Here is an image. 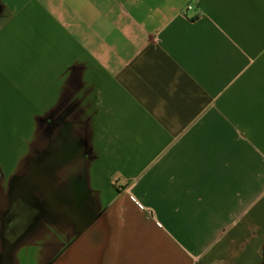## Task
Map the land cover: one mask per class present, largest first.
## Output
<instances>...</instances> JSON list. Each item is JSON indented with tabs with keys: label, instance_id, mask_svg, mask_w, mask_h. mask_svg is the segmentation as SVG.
<instances>
[{
	"label": "crops",
	"instance_id": "obj_1",
	"mask_svg": "<svg viewBox=\"0 0 264 264\" xmlns=\"http://www.w3.org/2000/svg\"><path fill=\"white\" fill-rule=\"evenodd\" d=\"M0 119V264L263 257L264 0H0Z\"/></svg>",
	"mask_w": 264,
	"mask_h": 264
},
{
	"label": "rangeland",
	"instance_id": "obj_2",
	"mask_svg": "<svg viewBox=\"0 0 264 264\" xmlns=\"http://www.w3.org/2000/svg\"><path fill=\"white\" fill-rule=\"evenodd\" d=\"M25 122L1 120L0 119V166L7 167L13 160L14 154L18 147L24 151L27 149V137L19 134V126ZM23 145V147H22ZM8 170L0 173V202L3 200L7 187ZM233 251L228 249L227 255L223 258H228V263L231 261L230 253ZM230 252V253H229Z\"/></svg>",
	"mask_w": 264,
	"mask_h": 264
},
{
	"label": "flooded vegetation",
	"instance_id": "obj_3",
	"mask_svg": "<svg viewBox=\"0 0 264 264\" xmlns=\"http://www.w3.org/2000/svg\"><path fill=\"white\" fill-rule=\"evenodd\" d=\"M1 182V181H0ZM0 187H1V185H0ZM18 206H16V207H14V206H10V208H9V214H8V224L11 222V220H12V215L13 214H15V213H19L18 211ZM23 208H27L26 207V205H23ZM5 234H7V233H5ZM12 236V233H10V232H8V237H11ZM264 250V249H263ZM263 257L261 258V260H260V262L258 263V264H264V252H263V255H262ZM3 259V258H2Z\"/></svg>",
	"mask_w": 264,
	"mask_h": 264
},
{
	"label": "built area",
	"instance_id": "obj_4",
	"mask_svg": "<svg viewBox=\"0 0 264 264\" xmlns=\"http://www.w3.org/2000/svg\"><path fill=\"white\" fill-rule=\"evenodd\" d=\"M190 8H192V4H187L186 9H190ZM184 18H185V20H187V21H190V20H191V18L188 17V16H186V15H184Z\"/></svg>",
	"mask_w": 264,
	"mask_h": 264
}]
</instances>
